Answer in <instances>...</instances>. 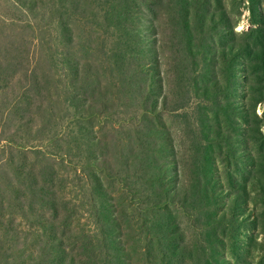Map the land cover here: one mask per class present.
<instances>
[{"label": "rangeland", "instance_id": "1", "mask_svg": "<svg viewBox=\"0 0 264 264\" xmlns=\"http://www.w3.org/2000/svg\"><path fill=\"white\" fill-rule=\"evenodd\" d=\"M49 1L74 20L67 36L46 31L76 56L58 62L66 81L90 74L88 129L106 160L94 178L75 174L63 135L53 189L70 203L94 193L112 264H264V0ZM36 15L0 0V20L17 25L10 39L30 41L35 62ZM29 221L17 226L28 237L5 238L28 255L55 241L29 237ZM88 221L57 229L61 250L81 252L71 231L97 235Z\"/></svg>", "mask_w": 264, "mask_h": 264}, {"label": "trees", "instance_id": "2", "mask_svg": "<svg viewBox=\"0 0 264 264\" xmlns=\"http://www.w3.org/2000/svg\"><path fill=\"white\" fill-rule=\"evenodd\" d=\"M12 2L25 13L37 14L33 18L40 19L41 24L36 29L42 34V40L40 49L37 50L38 61L35 62L30 58V41L24 40L21 44L15 42L14 38L10 39L17 27L15 20H9L7 24L8 20L1 18L0 264H112L110 248L105 239L108 237L105 227L108 222L101 214L91 212V209H96L99 201L94 193L83 191L85 195L77 194L70 203L68 197L58 196L53 189L61 180L57 178L51 161L60 154L63 135L67 145L71 142L76 147L67 148L64 153L65 156L70 154L74 161L75 174L80 169L89 167L87 175L89 179L94 178L96 172L100 173L101 170L96 163H106L105 159L99 161L98 151L101 148L91 141L93 138L88 129L94 126L91 121L94 114L91 102L94 101V86L88 80L90 74L87 71L84 77L74 74L71 75L74 77L72 82L66 81L67 78L60 69L62 66L58 62L71 61L76 56L62 51L59 46L62 40H53L52 37L49 39L50 34L46 31L49 28L53 31L56 25L57 30L67 36V24L74 20L66 16L62 6L53 7L49 0ZM70 40L72 41L71 38ZM66 109H71L72 113H66ZM83 112H86L85 116ZM65 121L68 122L65 131H62V123ZM72 126L74 129L70 128ZM44 142H47L46 146L40 144ZM93 167H97L96 172L91 170ZM81 205L90 207V214L85 217L86 220L89 219L93 229H97V235H82L83 232L78 234L71 231V237L82 240L71 243L81 252L69 255L65 248L61 250L57 229H62L60 233L63 234L66 229H70L73 220L85 218L84 212L80 211ZM46 213L53 220H49ZM61 213L57 222L56 219ZM29 220L38 226L29 237L55 239L39 244L36 253L32 252L30 255L27 254L28 249L21 250V245L14 249L10 241L5 240L8 237L21 240L28 237L27 234L19 235L17 226L18 222H30ZM78 256L84 257V260H77Z\"/></svg>", "mask_w": 264, "mask_h": 264}]
</instances>
